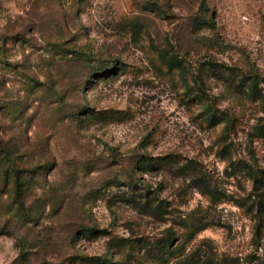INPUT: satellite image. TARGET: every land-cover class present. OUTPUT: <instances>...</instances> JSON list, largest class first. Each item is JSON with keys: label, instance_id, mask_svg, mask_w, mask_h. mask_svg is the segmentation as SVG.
Wrapping results in <instances>:
<instances>
[{"label": "rangeland", "instance_id": "1", "mask_svg": "<svg viewBox=\"0 0 264 264\" xmlns=\"http://www.w3.org/2000/svg\"><path fill=\"white\" fill-rule=\"evenodd\" d=\"M257 71L264 0H0V264H161L194 211L211 224L188 245L203 264H264L255 213L229 199L251 195L240 163L264 169L244 89ZM222 112L227 133L207 121ZM190 161L227 200L188 187ZM148 188L166 215L136 205Z\"/></svg>", "mask_w": 264, "mask_h": 264}, {"label": "trees", "instance_id": "2", "mask_svg": "<svg viewBox=\"0 0 264 264\" xmlns=\"http://www.w3.org/2000/svg\"><path fill=\"white\" fill-rule=\"evenodd\" d=\"M159 57L162 62L169 67V69H182V62L180 59L174 55L171 56L168 51L159 52ZM245 78L247 80L244 85V89L250 100L252 103H258L257 107L261 108L262 112H264V74H260L259 71L256 73L251 72L247 73ZM207 121L211 126H217L224 123V133H227L229 129L233 130L237 123V119L235 117L230 116L228 113L224 114V112H222L219 116L211 114L207 117ZM253 135L256 139L264 140V124H256L253 127ZM151 159L152 158L147 157L143 161L145 163H150L146 166V169H149L150 173L154 171H168L172 169V165L167 159H155L154 161H157V164L151 163L154 162L152 161L153 159ZM191 161L184 164L182 168H180L182 171H186L188 175L191 174V176H188L190 177L188 187L191 186L195 189H201V194L208 198L212 205H217L224 202V200H227L228 198L226 197L229 196L224 197V195V198L219 200V197H221L222 194L217 190V188L211 186L208 173ZM238 166L239 167L237 169L245 175V178L252 184L251 195H249L248 198L250 199L254 197L255 200L249 204L248 198L235 199L229 197V199H233L232 202L236 206L248 209L249 213H255L252 215L254 220L253 238L258 246L264 235V169L260 167L257 168L255 164L247 165L246 163H240ZM21 174V171H15L14 173V201L17 205L19 214L26 218H30L31 216L28 213L25 202L22 199L23 184ZM259 191H261L260 196H258ZM165 204L166 202L160 199L156 192L152 191L151 188H148L144 193L142 192L139 194L136 205L142 206L148 214H153L155 217H162L169 211V208H167L168 205ZM181 217H184L183 222L185 223L183 227L185 232L181 235V240H179L173 248H171L172 241H170V239L163 242L159 247V260L162 262L161 264H171L172 262H175V264H203V262L197 258V251L188 252V245L201 232L211 227V224L207 222L205 217L201 214L199 215L196 211L186 214L185 216L182 215ZM209 264L211 263L209 262Z\"/></svg>", "mask_w": 264, "mask_h": 264}]
</instances>
